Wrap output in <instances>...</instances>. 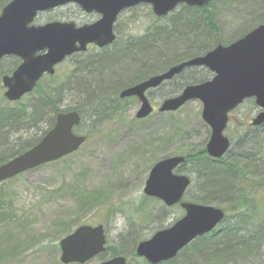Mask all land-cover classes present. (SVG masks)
<instances>
[{"label":"rangeland","instance_id":"obj_1","mask_svg":"<svg viewBox=\"0 0 264 264\" xmlns=\"http://www.w3.org/2000/svg\"><path fill=\"white\" fill-rule=\"evenodd\" d=\"M210 10L215 12V21L220 25L225 12L224 0H216ZM179 11L182 12L181 6L172 15L157 19L151 8L146 5L125 10L115 25L117 41L114 44L118 43V46L124 44L129 37L141 38L156 25H172L174 13L178 14ZM226 11L230 14L235 12L231 6H228ZM98 19V16L87 15L75 6H65L40 14L36 25L50 21H69L77 26H83ZM255 22L256 19L239 15L236 19L230 20L224 37L214 39L225 45L231 44L257 27ZM203 33L204 31H200V35ZM205 34L204 37L207 39L203 40L204 43L212 47L213 40L209 38L215 36L210 32ZM134 47L135 45L125 44L114 54L119 55L126 49ZM111 48L110 51H113ZM100 53L101 50L92 47L84 57L96 59ZM14 60L12 58L8 60L9 71L15 68H11ZM79 60L80 58L73 57L57 68L56 83L63 91L60 110L76 109L83 105V98L74 96V91L67 85L62 86L64 83L69 85L80 71ZM8 61L2 64L7 65ZM198 71L200 73L185 72L182 78L176 77L174 81L149 92L148 97L156 110L149 118L137 120L136 114L140 104L136 99H130L124 102L119 114L97 128H94L89 119L86 121L84 119L75 132L86 135L88 140L77 152L1 184L0 264H61L60 241L83 225L102 224L106 230L107 246L112 247H116L131 230L142 237L151 238L154 234L150 231L153 221L135 215L145 196L144 187L151 169L164 159L198 151L210 138V130L202 119L203 105L200 101H191L176 113L157 111L164 100L181 93L178 87L186 76L189 74L203 76L202 68ZM212 77L210 73L209 80ZM46 79L48 78H45L44 84L48 83ZM175 91L178 92L174 93ZM2 98L0 89V107H7ZM35 99L33 93L25 97L22 103H31ZM8 105L10 108L17 107L16 103ZM257 112L251 102L239 107L233 112L225 135L237 144L239 136L251 129V120ZM47 121L45 120V123ZM43 123L33 125L34 127L28 131L18 134L9 128L10 142L16 141L17 147L34 142L49 129V126ZM191 171V165L186 164L180 172L193 181L194 174ZM92 194H98L97 197L102 201L100 207L98 202L92 200L94 199ZM155 206L153 202L148 204L150 210ZM106 207L112 209L110 214L105 211ZM169 209L166 226L181 219L185 214L180 206ZM118 218L126 221L127 227L123 230L117 227ZM134 222L142 224L143 227L133 226ZM125 243L127 247L131 246V241ZM124 256L130 264H139L130 253ZM105 258H111V255L108 254ZM101 262L98 257L87 264Z\"/></svg>","mask_w":264,"mask_h":264},{"label":"water","instance_id":"obj_2","mask_svg":"<svg viewBox=\"0 0 264 264\" xmlns=\"http://www.w3.org/2000/svg\"><path fill=\"white\" fill-rule=\"evenodd\" d=\"M213 1L13 0L0 13V61L5 57H16L21 64L11 76L3 79L7 89L5 98L11 103L20 101L35 90L45 74L53 76L58 65L74 54L86 52L89 45L101 49L112 45L116 40L115 23L125 10L146 5L151 7L154 16L163 18L180 5L203 8ZM68 5H76L85 14H96L100 19L81 27L73 22L35 24L39 14ZM192 67L207 68L213 78L187 86L179 95L163 101L158 112L175 113L191 101H200L202 119L211 130L206 152L213 159H221L231 146L224 133L232 111L246 100L254 99L260 113L251 125H264V25L231 45H220L203 57L172 67L122 91L120 98H136L140 103L136 118L146 119L154 112L147 92ZM80 123L81 117L76 111L58 114L54 127L35 147L0 166V184L77 152L87 140L74 133ZM185 161V157L178 156L156 163L145 183V196L158 199L169 208L180 205L185 212L184 217L171 227L137 245L136 255L148 264L174 260L183 249L197 238L212 233L225 219V212L219 208L183 202L191 179L176 171ZM106 245L104 226H81L61 240L60 262L86 264L103 255ZM101 264H127V259L117 256Z\"/></svg>","mask_w":264,"mask_h":264},{"label":"trees","instance_id":"obj_3","mask_svg":"<svg viewBox=\"0 0 264 264\" xmlns=\"http://www.w3.org/2000/svg\"><path fill=\"white\" fill-rule=\"evenodd\" d=\"M11 1L13 0H0V13ZM215 1L203 8L182 5V12L174 13L172 25L153 26L141 38L129 37L124 44L112 45L110 48L114 49L113 51H110V48L101 50L96 59L86 58L84 54L74 56L80 58L81 68L78 69L80 71L69 85L64 83L62 86L67 85L74 91V96L83 98L81 107L59 109L63 91L62 87H58L56 77H48L47 84H44L45 79L39 83L34 91L36 99L31 102L32 104H23L21 100L16 103L17 107L10 108L3 97L2 102L7 107H0V166L37 145L54 126L59 113L76 111L82 122L89 119L94 128L110 121L111 117L119 114L124 102L127 101L120 99L122 91L161 75L172 67L202 57L219 45H225L214 38L224 37L230 20L236 19L239 15L256 19L254 24L257 27L264 25V0H224L225 12L220 25L215 21V12L210 10ZM228 6H231L236 14L226 11ZM200 31L204 33L200 35ZM206 32L215 36L209 38L213 40L212 47L203 41L207 39L204 37ZM125 44H132L135 47L126 49L119 55L114 54ZM17 65L15 59L11 68ZM198 69L200 68L186 69L183 73L193 71L200 73ZM202 70L203 76L197 77L194 74L186 76L178 90L182 91L187 86L207 82L210 72L204 68ZM183 73L178 77L182 78ZM246 102H251L257 110L254 100ZM45 120H48L47 123ZM42 123L49 126V129L34 142L20 147H17L16 141L10 142L9 128L18 134ZM250 127L247 133L239 136L237 144L232 142L231 148L222 159L208 157L206 143L198 151L184 155L186 158L184 165H191V172L194 174L192 184L185 195L186 201L219 208L226 213V217L212 233L197 238L174 260L162 264H264V125ZM182 167L178 169V174H183L180 172ZM91 196L100 207L102 201L97 197L98 194ZM150 202L156 205L151 210L148 207ZM105 211L110 214L112 209L106 207ZM136 211L137 217L153 221V227L150 229L153 233L172 225H165L170 209L159 200L144 196ZM133 226L143 227L137 222H134ZM138 234L131 230L126 237H121L116 247L107 246L105 254L100 256L102 262L107 260L105 256L108 254L113 258L125 257V254L130 253L139 264H148L136 256L137 245L148 239ZM126 241H131L130 247L126 246Z\"/></svg>","mask_w":264,"mask_h":264},{"label":"flooded vegetation","instance_id":"obj_4","mask_svg":"<svg viewBox=\"0 0 264 264\" xmlns=\"http://www.w3.org/2000/svg\"><path fill=\"white\" fill-rule=\"evenodd\" d=\"M92 47H95V48H97L95 45H89V47H88V51H89V49L90 48H92ZM97 49H99V50H101L100 48H97ZM9 58H14V57H5V58H3L1 61H0V74L1 73H3V75L1 76L0 75V89H1V91H2V96L4 97V95H5V93H6V88L4 87V85H3V79L5 78V77H8V76H11L12 74H13V72L19 67V65L21 64V61L19 60V59H17V58H15L16 60H17V62H18V65L12 70V72H9V66H8V63H9ZM5 61H8L7 62V65H3L2 63L3 62H5ZM61 66V65H60ZM60 66H58L57 68H59ZM57 68H56V71H57ZM55 75H56V73H55ZM48 77H52V76H49V75H44V77L42 78V80L43 79H45V78H48ZM54 77V76H53ZM41 80V81H42ZM151 91H153V90H150L149 92H151ZM149 92L147 93L148 95H149ZM31 94H33V93H31ZM31 94H29V95H31ZM29 95H27V96H29ZM27 96H25V97H27ZM155 110V109H154ZM52 128V127H51ZM50 128V129H51Z\"/></svg>","mask_w":264,"mask_h":264},{"label":"clouds","instance_id":"obj_5","mask_svg":"<svg viewBox=\"0 0 264 264\" xmlns=\"http://www.w3.org/2000/svg\"><path fill=\"white\" fill-rule=\"evenodd\" d=\"M117 227L121 230L127 227L126 221L123 218H118Z\"/></svg>","mask_w":264,"mask_h":264}]
</instances>
